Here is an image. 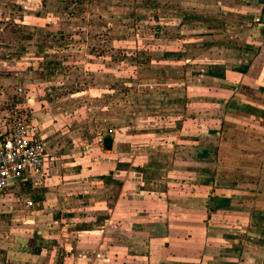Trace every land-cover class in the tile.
<instances>
[{
  "label": "crops",
  "instance_id": "1",
  "mask_svg": "<svg viewBox=\"0 0 264 264\" xmlns=\"http://www.w3.org/2000/svg\"><path fill=\"white\" fill-rule=\"evenodd\" d=\"M145 1L161 15L173 9ZM178 2L191 50L207 54L159 58L155 67L209 66L200 83L133 90L129 75L121 110L119 75L91 73L93 90L103 93L96 101L107 105L91 132L85 113L82 121L76 110L46 99L59 97L58 85L45 99L29 92L48 156L43 175L12 182L0 194V264H264V0ZM100 47L97 70L110 66L102 59L110 47ZM142 60L140 68L154 65L152 57ZM44 68L39 79L53 65ZM105 135L113 136L111 150ZM66 138L83 152L57 151Z\"/></svg>",
  "mask_w": 264,
  "mask_h": 264
},
{
  "label": "rangeland",
  "instance_id": "2",
  "mask_svg": "<svg viewBox=\"0 0 264 264\" xmlns=\"http://www.w3.org/2000/svg\"><path fill=\"white\" fill-rule=\"evenodd\" d=\"M4 1L0 2V16L7 18L3 22L0 20V47H4L3 50L0 49V139L15 116H29L35 120L28 101L31 97L29 94L31 90L37 93L41 91L40 94L45 99V91L49 95L47 90L50 91L51 87L58 85L63 89L59 92V97L57 98L58 94H53L46 99L54 101L61 107L65 104L64 106H68L71 110H76V114H79L82 121L83 113H85V116H88L87 124L91 121L93 123L91 132L97 126L99 127L101 107L106 105L105 101H96L100 97L99 93L102 92L97 93L93 90L98 82L92 81L94 76L91 73L101 70L110 76L112 73L119 75V80H121L120 98L116 100L120 102L122 110L125 96V92H122L124 90L123 83H127L129 75H131V79L128 80V83L133 90L151 89L154 91L163 86L180 91L179 89L188 84L200 83L199 74H207L206 70L209 69V66L194 67L191 64L168 66L166 67L167 71H161L159 67H155V59L168 58L174 62L176 56L191 58L195 53L204 54V56L207 54V50L201 47L191 50L190 38L192 34L181 32L182 21L176 18L174 9L179 5L178 0H163V4L168 6L166 9L169 10L171 7L173 9L169 13L162 12V15L152 8L156 6L157 9L158 5L162 4L158 0H152L150 4L152 9H149L150 6L145 0H103L102 3V0H6L8 3ZM18 3L22 7L18 6ZM102 7L109 10L100 12ZM20 8L22 10H19ZM100 14L106 16L102 17ZM107 15L109 16L107 17ZM157 15L163 17L162 24L155 21ZM60 32H64L66 35L64 41L56 38L60 36ZM2 43H7L6 48ZM101 44L110 47L105 48V56L102 57L110 66L104 68L99 66L97 70L95 57L103 51L100 47ZM112 46L114 51H111ZM182 47L184 48L183 52L179 51ZM143 50L147 52V56L154 59V67L140 68L137 64L136 52L140 51L138 54L143 61L142 58L145 55ZM4 55H7L6 60L1 58ZM14 58L22 60L16 65L15 60H12ZM59 59L64 61L60 70L55 71V78L48 80L47 78L53 76V73L51 75L47 73L46 79H39L42 72L43 75L47 72L44 68L46 63ZM87 60L89 61L87 62ZM39 62L41 63L40 68L31 74L30 71H34V63L39 64ZM89 62L90 65H88ZM111 66L114 70L111 69ZM90 69L93 72H90ZM87 72H90L91 76H87ZM188 72L193 74L188 76L192 77L191 79L187 77L186 80ZM164 74H166V80L159 81V76H164ZM36 79L39 81L37 82ZM32 83L34 87L31 86V88ZM103 83L105 86H110L113 82L103 81ZM19 88L22 91H19ZM81 90H88L89 94L75 96L76 99L73 100L65 98L63 95ZM63 98L68 100H63ZM100 99L106 100L104 97ZM105 113L108 112L105 111ZM139 116L135 114V120H139ZM106 118L110 121L111 114H108ZM131 120L136 122L132 115ZM96 124L97 126H95ZM101 132L103 131L101 130ZM95 133L96 130L93 131V134ZM60 137L57 138L60 140ZM66 139V141L57 144V151L59 150L62 154L74 153L76 150L83 152L81 147H73L72 139Z\"/></svg>",
  "mask_w": 264,
  "mask_h": 264
},
{
  "label": "built area",
  "instance_id": "3",
  "mask_svg": "<svg viewBox=\"0 0 264 264\" xmlns=\"http://www.w3.org/2000/svg\"><path fill=\"white\" fill-rule=\"evenodd\" d=\"M1 137L0 194L12 182L43 175L48 156L41 128L29 116H15Z\"/></svg>",
  "mask_w": 264,
  "mask_h": 264
},
{
  "label": "trees",
  "instance_id": "4",
  "mask_svg": "<svg viewBox=\"0 0 264 264\" xmlns=\"http://www.w3.org/2000/svg\"><path fill=\"white\" fill-rule=\"evenodd\" d=\"M158 20H159L158 17H155V21L158 22ZM158 29H159V28H158ZM59 34H60V36H58V37H56V38L60 39L61 41H64V39H66V38H65L66 35L64 34V32H60ZM156 37H158V36H156ZM138 53H140V51H138V52L136 53V62L140 63V62H141V59H140V56H139ZM146 53H147V52L143 50V54H145L144 56L147 57V54H146ZM55 60H57V59H55ZM63 61H64V60H62V59H59L58 61H51L49 64H52V65H53V69H52V71L55 72V71L60 70L59 68H60L61 65L63 64ZM52 71L50 72V74L53 73ZM55 74H56V72H55Z\"/></svg>",
  "mask_w": 264,
  "mask_h": 264
},
{
  "label": "water",
  "instance_id": "5",
  "mask_svg": "<svg viewBox=\"0 0 264 264\" xmlns=\"http://www.w3.org/2000/svg\"><path fill=\"white\" fill-rule=\"evenodd\" d=\"M103 144L105 149L111 150L113 147V136L112 135H105L103 137Z\"/></svg>",
  "mask_w": 264,
  "mask_h": 264
}]
</instances>
